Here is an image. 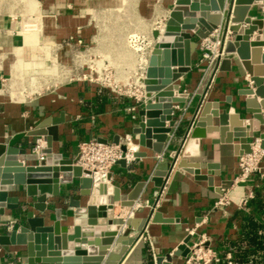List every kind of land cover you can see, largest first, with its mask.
Returning <instances> with one entry per match:
<instances>
[{
	"label": "water",
	"instance_id": "1",
	"mask_svg": "<svg viewBox=\"0 0 264 264\" xmlns=\"http://www.w3.org/2000/svg\"><path fill=\"white\" fill-rule=\"evenodd\" d=\"M252 6L256 7L254 20L248 17ZM263 6L264 0L176 1L151 52L142 82L146 103L138 112V125L133 130L140 147L160 157L174 147L175 138L183 128L179 120L182 112L175 106L186 109L192 101L188 93L181 91L178 81L191 71L197 41L220 31L225 56L220 65L216 63L207 71L197 91L200 102L188 124L184 141L187 144L168 154L170 161L165 169L152 173L148 182L155 188L163 190L165 179L174 169L189 174L197 183L215 188V178L221 176L220 166L191 161L200 157L202 140H210L213 145H232L236 157L251 152L250 140L255 135L262 139L264 148ZM256 32L259 36L250 42ZM232 63L251 82V86L239 92L244 99L240 106L226 107L225 104H231L229 100L225 104L205 101L216 73L230 72ZM64 121L63 116L47 118L27 131V137H40L46 143L41 150L42 162L26 148L0 143V224L7 225L0 236V246L24 247L20 256L12 258L9 264H120L144 234L148 222L172 224L175 220L151 208L144 209L145 218L139 212L126 220L114 218V204L132 208L148 182L136 183L125 194L116 186L115 174L89 172L78 165L79 155L68 158L55 153L59 125ZM115 144H120L119 138ZM146 156V153H134L136 159ZM116 165L127 168L124 159ZM233 184V181L223 182L215 191L223 196ZM61 186L69 189L62 192ZM17 194H23L27 201L21 202ZM123 225L131 230L120 236L118 232ZM203 229L195 231V235L205 234L209 238ZM192 241L193 236L189 235L174 252L165 256L156 253L155 264H173L174 257L182 258L186 264L192 258L190 246L195 242ZM0 264H3L1 258Z\"/></svg>",
	"mask_w": 264,
	"mask_h": 264
},
{
	"label": "crops",
	"instance_id": "2",
	"mask_svg": "<svg viewBox=\"0 0 264 264\" xmlns=\"http://www.w3.org/2000/svg\"><path fill=\"white\" fill-rule=\"evenodd\" d=\"M29 1L32 2V0ZM33 1L37 7L35 17H40V27L35 34L22 32L21 28L28 20L27 17L18 12L0 13V76L2 77L10 78L13 67L18 62L25 66L31 65V45L35 44L36 38L42 42L56 44L66 43L70 38L81 39L87 46H93V52L98 56L102 53L105 57L104 61H116L115 51H119L118 55L123 58L127 49L123 44L120 48H115L110 44L113 41L111 39L108 41L110 43L106 45L97 37V29L92 23L94 18L100 21V17L96 13L108 14L113 18L121 6L128 8L130 5L139 3L140 14L145 18L152 17V14L149 13V6L153 0ZM176 1L165 0L164 9L153 17L158 18L157 20L162 26L161 29L165 27V22ZM124 3L125 5H123ZM255 9L256 7L252 6L248 14V17L253 20L257 17ZM262 10H264V6ZM116 31L119 32L115 29L112 33H116ZM142 32L149 40H153L154 30L153 33L152 31L148 33L145 28ZM218 33L220 34V31H217ZM259 34V32L254 33L250 42H254L255 37ZM228 35L231 34L228 33ZM32 36H36V38L33 39ZM95 40H98L97 47L94 46ZM197 42L200 43L199 40ZM262 45L264 52V42ZM64 51H67V48ZM128 59L130 61L129 71L132 74L136 63L134 59ZM206 73V66L201 63V53L197 47L192 55L191 71L178 81L181 91L188 93L192 101L186 109L181 105L175 106L177 111L182 112L179 120L183 124V128L175 138L174 147L169 148L162 158L152 151L140 147L137 137L133 135V130L138 125V112L143 106L137 112H132L130 111L134 105L132 99L117 96L109 89L86 82L70 83L60 87L54 93L45 94L32 100L30 95L26 102H8L5 97L1 96L0 143L26 148L29 153H32V147L37 138L27 137V131L34 129L47 118L60 119L61 116L65 121L59 125V141L54 143V151L62 153L68 158H75L78 155V147L82 142L93 139L107 140L109 143L115 144L116 138H119L121 142L126 135H131L135 145L132 150L135 153H146L147 156L136 159L132 164H128L127 168L115 165L110 171L117 176L116 186L126 194L136 183L148 182L154 170L165 169L166 164L170 161L168 154L173 149L187 144V141L185 143L184 141L189 129L188 124L198 108L200 96L197 91ZM249 86H251L249 76L242 70H237L235 63H232L230 72L218 71L216 73L205 101L225 104L229 100L231 104H225L226 107L237 108L244 100L239 96V92ZM258 102H260V98H258ZM262 132H264V127ZM257 136L255 135V137ZM235 142L237 141L235 140ZM200 150V157L191 159V161H199L204 165L214 163L220 166L221 176L215 178V188L218 189L223 182L234 181L238 175L240 157L234 156L232 145H213L210 140H202ZM107 183L109 184V182ZM260 187L261 178L258 175L252 176L245 184H233L224 193L230 204L217 209L215 203L221 198V195L215 191V188L195 182L192 176L182 170H173L169 178L165 179L163 190L155 188L151 182H148L139 199L140 203L148 206L138 211L141 213L140 217L145 218L144 209L151 208L161 212L165 218L174 219L175 222L172 224L148 222L144 234L131 246L120 264H155L156 253L158 256H165L174 252L189 235L193 236V241L197 240L199 237L195 235V231L202 227L204 228L202 232L209 236L210 245L218 252V255L221 258L225 256L226 260L230 255L232 260L229 246L241 239V229L245 221L253 217L264 226V213L260 212L256 204L250 203L248 206H242V201L251 193L254 197L255 191ZM67 188L69 189L67 186H61L62 192ZM19 197L21 202L27 201L23 194ZM113 216L122 220L133 218L131 210L122 208L117 202L114 204ZM5 228L7 225L0 224V236L4 234ZM130 230L131 228L123 225L118 234L122 236ZM114 246L115 244L111 248ZM0 249V258L3 260V264H9L12 258L20 256V251L24 247L0 246ZM173 264H184V260L174 257Z\"/></svg>",
	"mask_w": 264,
	"mask_h": 264
},
{
	"label": "built area",
	"instance_id": "3",
	"mask_svg": "<svg viewBox=\"0 0 264 264\" xmlns=\"http://www.w3.org/2000/svg\"><path fill=\"white\" fill-rule=\"evenodd\" d=\"M32 2L34 1L32 0ZM35 15L36 14L34 13L31 14V18H28L26 23L23 24L21 28L23 33L30 34L37 32V27L40 25V17H35ZM164 28H160L159 31H154L153 40H149V38L141 31L135 32L137 34H132L131 31L127 32V42L126 45L124 44L127 49V53L123 57V65L127 70L125 73L126 77L120 79L116 78L113 74H111V72L100 73L95 71L94 74H86L82 77L79 75L76 81L94 84L101 88L109 89L117 96L132 99L134 101V105L130 108V111L137 112V110L146 103L145 86L142 82L145 79L151 52L158 39L163 34ZM97 29H99L98 26ZM97 41L98 40H95V47L98 45ZM65 48H67V51H64ZM198 48L201 53V63L206 66L207 71L216 63L220 65L225 56L221 47V37L219 33L217 34V31L206 39L200 40ZM33 51H37L39 53L49 52L50 54L55 53L56 51L73 52L76 63L83 66V64H85V54L89 53V46L84 44L81 39L76 40L75 38H70L63 44L46 42L33 44L31 45V54ZM95 56H98V54H95ZM128 58L134 59L136 67H138L132 74L130 73L131 71H129L128 64L130 61ZM105 62L108 66L114 64L108 60ZM91 63L95 66L98 65L96 59L92 60ZM0 84L4 88L6 87L5 79L2 76H0ZM25 85L31 91V77L27 79ZM134 146V141L131 135H126L119 145L109 142L104 144L93 139L82 142L78 147V165L89 172L110 173L119 160L124 159L127 165L132 164L136 160L134 157L135 152L132 150V147ZM45 147L46 143L44 139L40 137L37 138L33 144L32 153L39 156L40 162L44 160V155L41 154V150ZM123 147H125V150ZM159 158L162 157L159 156ZM255 175L260 176L261 180L264 179V148H262V139L259 136L254 137L251 141V152L240 156L238 161V175L234 179L233 183L234 185L245 184L252 176ZM252 198L253 194L251 193L249 197L242 201V206H246L248 201ZM229 204L230 201L227 195H223L215 203V208H224ZM144 205L145 204L140 203V201H137L135 205L130 208L131 216H134L136 212L148 206L147 204L146 206ZM209 243L210 239L205 234L201 235L199 239L195 241L192 246H190L192 258L188 259L186 264H220L222 259L218 255V252L210 245L206 247ZM227 260L228 264H235L231 261L230 255L227 256Z\"/></svg>",
	"mask_w": 264,
	"mask_h": 264
},
{
	"label": "rangeland",
	"instance_id": "4",
	"mask_svg": "<svg viewBox=\"0 0 264 264\" xmlns=\"http://www.w3.org/2000/svg\"><path fill=\"white\" fill-rule=\"evenodd\" d=\"M164 1L165 0H153L150 2L151 6H149V13L152 14L151 18H145L140 14L139 3L133 4L132 6L130 5L128 8H122L121 6V9L117 10L116 15H114L115 17L113 18L108 14L100 15L96 13V15L100 17V21H98L97 18H94L97 21L93 19L92 23L95 25L96 29L97 26L99 28L97 29V37H99V39L106 45L110 43L108 41L111 39L113 41H111L110 44L115 48H120L122 44L126 45V35L128 34V31H131L132 34H137L135 33L137 31L142 32L145 28L148 33L151 31L153 33V30L159 31L162 27L161 24H159L160 21L157 20L158 18L153 17L164 9ZM123 5H125V3ZM36 11V5L33 4V2H29V0H0V13L18 12L27 18H31V14H36ZM39 27L40 26L37 28ZM114 28L119 32L116 31V33H112V31L115 30ZM32 34L35 33L33 32L31 35ZM32 38L34 39L36 36H32ZM40 42L42 41H39V38H36L35 44ZM92 48L93 46L90 45L89 53L85 54V64H83V66L76 63L73 52L56 51L55 53L50 54L49 52L39 53L33 51L31 55V65H24L25 70L23 69L24 73L22 76H19V71L16 70V73H13L10 78L3 77L5 79L6 87L4 88L0 84V97H5L8 102H26L29 100L30 95L32 100L45 94L54 93L60 87L70 83H85L82 81H76V79L79 75L82 77L86 74H94L95 71L100 73L111 72L116 78L120 79L126 77L125 73L127 70L123 65L124 59L121 55H118L119 51H115L114 53L117 60L111 61L112 63H115L108 66L104 61V55L100 53L99 57L95 56L96 53L93 52ZM66 59H68V61H65ZM95 59L98 64L96 66L91 63L92 60ZM137 68L138 67H134V71ZM29 77H31V91L25 85Z\"/></svg>",
	"mask_w": 264,
	"mask_h": 264
},
{
	"label": "trees",
	"instance_id": "5",
	"mask_svg": "<svg viewBox=\"0 0 264 264\" xmlns=\"http://www.w3.org/2000/svg\"><path fill=\"white\" fill-rule=\"evenodd\" d=\"M264 179L261 187L255 191L253 199L247 206L256 204L261 213H264ZM229 252L232 254V262L238 264H264V226L255 218L250 217L245 221L241 229V239L237 243H231ZM221 264H228L225 256L221 258Z\"/></svg>",
	"mask_w": 264,
	"mask_h": 264
},
{
	"label": "bare ground",
	"instance_id": "6",
	"mask_svg": "<svg viewBox=\"0 0 264 264\" xmlns=\"http://www.w3.org/2000/svg\"><path fill=\"white\" fill-rule=\"evenodd\" d=\"M30 2V1H29ZM25 22V21H24ZM163 31H164V29H163ZM25 70V68H24V64L23 63H20V62H18V63H16L15 65H14V67H13V72H12V75H13V73H16V70H18L19 71V76L21 75L22 76V74L24 73V70Z\"/></svg>",
	"mask_w": 264,
	"mask_h": 264
}]
</instances>
